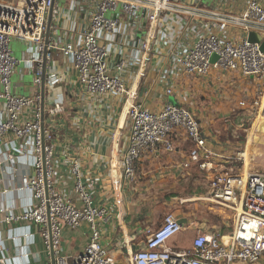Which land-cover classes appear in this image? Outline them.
Returning <instances> with one entry per match:
<instances>
[{
    "label": "built area",
    "instance_id": "obj_1",
    "mask_svg": "<svg viewBox=\"0 0 264 264\" xmlns=\"http://www.w3.org/2000/svg\"><path fill=\"white\" fill-rule=\"evenodd\" d=\"M78 8L87 14L83 28L72 40L63 41L54 25L59 13L56 0L0 1V168L13 178L20 174L13 187L7 184L9 178L6 181L0 176V264H26L29 259L26 249L12 255L6 241L18 244L22 237L27 242L33 235L21 234L16 227L6 239L1 234L3 226L25 222L37 226L47 264H118L102 241V228L112 216L95 204V181L84 177L78 160L66 156L64 164L73 178L80 207L56 183L61 161L56 153V130L46 116L62 112L63 104L56 100L47 110L44 99L46 85L60 82L59 75L46 70L55 52L69 59L78 84L88 93L125 99L130 138L120 156L124 183L135 181L137 165L147 155L178 152L175 136L183 132L191 147L180 168L197 166L207 173L206 201L224 210L221 212L241 206L230 233L219 228L200 231L188 249L168 247L184 224L174 213L167 214L158 228L148 229L145 246L132 254L130 264H264V174L234 173L224 170L222 162L215 164L219 155L196 112L169 99L176 96L180 82L206 80L214 72L219 73L217 79L234 73L255 84L264 79L261 42L249 40L251 32L264 39V4L250 0L242 13L234 14L205 0H70L69 9ZM234 28L245 37L234 39ZM71 29L76 31L77 24ZM13 38L28 45L31 58L14 57ZM215 55L217 59L212 61ZM21 63L33 73L38 87L34 95L12 91V77ZM130 71H135L140 82L150 72L157 73L155 83L168 98L159 110L146 106L127 85L124 74ZM239 104L247 107V100ZM253 107H259L264 116L263 98L255 97ZM21 162L32 172H18ZM24 193L28 202L22 208L14 200H5L11 194ZM245 221L252 225L247 232L253 236L249 244L240 241ZM83 222L90 227L89 243L76 255L65 254V229H76Z\"/></svg>",
    "mask_w": 264,
    "mask_h": 264
},
{
    "label": "crops",
    "instance_id": "obj_2",
    "mask_svg": "<svg viewBox=\"0 0 264 264\" xmlns=\"http://www.w3.org/2000/svg\"><path fill=\"white\" fill-rule=\"evenodd\" d=\"M249 1L211 0L206 4L214 5L225 13L240 14ZM259 1L264 4V0ZM69 5L70 0H67L66 7L56 6L59 13L54 25L57 28L56 34L63 41L72 40L78 35L83 28L82 20L87 18V14L81 8L73 11L69 9ZM74 23L77 24L76 31L71 29ZM132 35L135 37L133 32ZM233 37L239 40L245 35L234 28ZM29 52L32 56V51L29 50ZM46 70L48 73L59 75L60 82L53 86L46 85L45 93L43 91L45 108L49 110L56 100L63 104L62 112L55 116L48 114L46 116L47 121L54 124L56 153L61 161L56 178L57 186L77 207H80L78 195L74 190L73 178L68 166L64 164L66 156L78 160L84 177L95 181V204L106 208L112 216L104 223L102 241L112 250L118 264H130L132 254L145 246L148 229L158 228L169 213H174L179 220L185 222L184 229L168 242V247L171 249L190 248L200 231L217 228L222 229L224 234L232 231L236 219L233 218L234 223L229 226V229H223L217 220L218 212L213 209L210 202L206 201L209 194L207 173L200 171L197 166L187 170L180 168V165L186 161L191 147L183 132L175 136L178 152L162 154L159 157L147 155L137 165L135 181L124 183L121 179L120 156L128 146L130 138L128 106L124 105L125 99L105 98L88 93L78 84L77 74L69 59L60 52L54 53V60L47 64ZM18 71L21 77L15 74L17 71L14 73V78L12 77L14 80L12 82L13 93L25 96L34 95L38 87L34 83L33 73L25 68H19ZM27 74L31 75L30 79L26 78ZM156 74V72H150L148 79L141 80V82L135 78V71L124 74L127 85L136 92L138 99L152 110H159L168 99L164 96L163 88L155 83ZM218 75V72H214L206 80L186 79L180 82L176 96L169 98L196 112L205 133L213 141L219 155L214 159L215 164L224 162L223 159L227 155L224 148L225 142L208 126L203 125V119L208 117L209 123L212 119L208 115L210 107L208 104H202V100H209L208 94L211 96L213 91L221 97H226L225 101L232 104L239 98L236 104L239 107H241L239 102L246 100L242 99L243 97L255 99L257 92L260 91L259 98L264 100V79L255 84L236 73L231 77L225 76L217 79ZM221 97L217 99L222 100ZM231 112H233L232 109ZM212 118L214 121V115ZM18 170L23 174L32 172L24 162L20 163ZM0 176L6 181L9 178L7 184L11 187L17 185L20 179V174H16L13 178L4 173L1 168ZM12 195L5 200L9 203L14 200L18 208L27 204L28 196L25 193ZM219 210L224 211L221 208ZM237 214L235 211L234 215L237 216ZM225 224L224 218V227ZM14 227L19 228L21 234L33 236L27 242L21 237L18 244L6 241V247L11 248L12 255L26 249L30 253L26 264H47L48 257L37 226L26 222L12 227L3 226L1 234L4 239ZM89 240L90 227L87 222H83L76 229L66 228L62 250L65 254L76 255L85 248Z\"/></svg>",
    "mask_w": 264,
    "mask_h": 264
},
{
    "label": "rangeland",
    "instance_id": "obj_3",
    "mask_svg": "<svg viewBox=\"0 0 264 264\" xmlns=\"http://www.w3.org/2000/svg\"><path fill=\"white\" fill-rule=\"evenodd\" d=\"M0 1L13 2L14 0ZM209 1L211 2V0H205V3ZM66 3L67 0H56V6L59 7H66ZM10 48L14 57L18 60H23L31 56L27 44L18 39H12ZM19 68H24V64L21 63ZM19 68H17L15 74L21 77V73L18 71ZM13 78L12 82H14ZM26 78L30 79L31 75L27 74ZM217 88L220 89L219 87ZM260 92H257V97H259ZM211 93V96L208 94L209 100L203 99L202 104H208V107H210L208 115L212 120L209 123L207 121L208 117L203 119V125L205 127L208 126L211 131L218 134V137L225 142L224 148L226 149L227 155L223 159L224 162H222L224 170L242 174L247 172L264 174V133L256 130L259 124L261 126L260 131H263L264 116L259 113V107H253L254 99L243 97L242 99H249L247 100V107L243 109L236 105L239 98L232 104L231 102H226V97L219 96L215 91ZM213 97L216 99H212ZM219 97L222 100L217 99ZM218 102L219 104H217ZM231 109L233 112H231ZM213 115L215 117L214 121L212 118ZM247 151H250L253 155L251 160H248L245 155ZM204 180L206 181V178ZM201 189L203 190L204 188L202 187ZM212 207L218 212L217 220L222 225L221 227L224 228L223 221L225 218L226 224L228 225L225 228L229 229V226L234 223L233 218L236 219V215H234L235 211H230L225 214L216 205H212Z\"/></svg>",
    "mask_w": 264,
    "mask_h": 264
},
{
    "label": "water",
    "instance_id": "obj_4",
    "mask_svg": "<svg viewBox=\"0 0 264 264\" xmlns=\"http://www.w3.org/2000/svg\"><path fill=\"white\" fill-rule=\"evenodd\" d=\"M51 20V18H50ZM49 25H50V21H49ZM249 40L252 41V42H261V51L264 53V39L262 40L261 39V36L255 32H251L249 34ZM217 57L216 55L212 57V61H216ZM180 224H184L185 222L183 220H179ZM252 228V225L249 221H245L241 230H240V235H241V238H240V241L243 242V243H251L252 240H253V236L252 235H248L247 232L249 229ZM254 230L256 228H253Z\"/></svg>",
    "mask_w": 264,
    "mask_h": 264
},
{
    "label": "bare ground",
    "instance_id": "obj_5",
    "mask_svg": "<svg viewBox=\"0 0 264 264\" xmlns=\"http://www.w3.org/2000/svg\"><path fill=\"white\" fill-rule=\"evenodd\" d=\"M258 122H259V121H258ZM258 122H257V123H258ZM260 128H261V126L258 124V128H256V130L259 131L260 133H264V128L262 127V128H263V129H262L263 131H260ZM253 131H254V130H253ZM245 155H246V157H247L248 160H251V159H252V156H253V155L250 153V151H249V152H248V151L245 152ZM202 199H203V198H202ZM235 211H236L238 214H240V213H241V206L239 205L238 208H237Z\"/></svg>",
    "mask_w": 264,
    "mask_h": 264
}]
</instances>
